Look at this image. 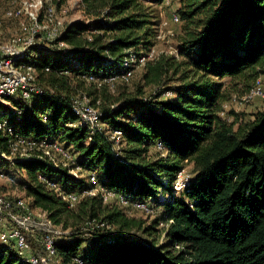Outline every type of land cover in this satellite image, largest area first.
<instances>
[{
	"label": "trees",
	"instance_id": "trees-1",
	"mask_svg": "<svg viewBox=\"0 0 264 264\" xmlns=\"http://www.w3.org/2000/svg\"><path fill=\"white\" fill-rule=\"evenodd\" d=\"M162 2L82 0L87 18L70 23L61 36L69 48L34 46L21 59L37 69L47 94L0 105V118L8 116L25 135L65 142L102 186L149 202L159 209L156 216L146 223L89 194L70 207L38 174L55 178L67 192L83 194L92 183L42 160L16 162L26 173L27 194L69 230L56 243L63 264L77 256L93 264H264V108L247 120L232 109L221 115L233 96L227 98L225 79L239 80L249 92L264 74V0H179L178 56L148 62L136 93L114 96L108 84L98 88L86 80L119 76L126 57L155 46L152 6ZM149 85L158 87L150 100L144 95ZM81 93L99 101L102 120L123 132L120 155L104 134L91 136L76 125L72 102ZM0 148L7 150L1 136ZM188 163L191 186L176 194L174 181ZM100 220L113 229L96 227ZM0 264L24 263L0 245Z\"/></svg>",
	"mask_w": 264,
	"mask_h": 264
},
{
	"label": "built area",
	"instance_id": "built-area-1",
	"mask_svg": "<svg viewBox=\"0 0 264 264\" xmlns=\"http://www.w3.org/2000/svg\"><path fill=\"white\" fill-rule=\"evenodd\" d=\"M173 0H163L161 3L170 4ZM82 5V0H80ZM69 8L62 0H0V32L8 22L15 24L16 29L10 32L6 39L0 37V105L9 104L10 98L31 101L34 97L47 94L46 88L39 82L37 69L21 59L34 46H56L66 50L69 45L61 39L67 26L73 21L68 20ZM172 21L179 23L178 12L173 13ZM168 21L163 25L167 26ZM178 56V51L173 53ZM157 56L155 46L147 51L134 53L123 61V72L119 76L99 78L95 75L86 76L88 83L98 88L108 84L114 92L118 82L128 83L133 78L135 65H143ZM50 71V68H46ZM167 96L172 92L167 91ZM256 98H264V85L259 76L253 87L242 99L234 97L233 102H250ZM73 110L78 118L76 125L88 128L91 136L96 133L104 134L112 143L118 156L125 146L123 132L113 129L102 120V111L93 103L92 97L81 93L73 98ZM229 104L223 105L221 112L226 117ZM20 113V112H19ZM46 118V117H45ZM0 136L6 138L7 150L0 148V245L12 249L24 264H63L59 257L56 243L61 235L66 234L61 225L55 224L48 212L35 206L33 198L27 194V186L19 182L13 172L18 161L42 160L57 168H66L76 178L86 177L93 187L81 194L67 192L55 178L38 174V179L45 187L55 193L70 207H75L85 194L99 196L104 203L116 202L125 212L134 210L154 213L156 210L149 202L131 201L122 194L105 188L100 184L96 172L85 171L77 164L71 149L63 142L48 137L35 138L20 132L15 128L11 119L0 118ZM91 139V137H90ZM157 149H163L161 142ZM193 172L187 167L180 170L173 187L176 194L187 190L192 183ZM164 199V197H162ZM96 227L113 229V226L103 220L95 223ZM74 264H93L77 256Z\"/></svg>",
	"mask_w": 264,
	"mask_h": 264
},
{
	"label": "rangeland",
	"instance_id": "rangeland-1",
	"mask_svg": "<svg viewBox=\"0 0 264 264\" xmlns=\"http://www.w3.org/2000/svg\"><path fill=\"white\" fill-rule=\"evenodd\" d=\"M62 3H64L68 8V16L67 19L70 20H85L87 18V15L84 11V8L82 7L80 0H62ZM180 8V2L179 0H173L170 4H159V5H153L152 11L153 16L155 17V20L158 21L157 23V30H156V41H155V48L157 50V56L152 59L149 62L155 61L157 58H159L162 54L171 55L173 56L175 51H178V47L181 43V36L183 34V21H180L179 23H175L172 21V15L175 12H178ZM168 21V25L164 26L163 22ZM16 29L15 24L12 22H8L4 25V27L1 29L2 33L0 32V37L2 39H6L10 32L14 31ZM140 53V51L138 52ZM180 59V58H179ZM148 63V62H147ZM143 65H135V72L133 75V78L128 83L118 82L116 85V88L112 94L114 96H120L122 93L125 94H134L137 91V88L139 86H144L145 82L143 79V75L145 73V66ZM263 85H264V74H261ZM175 83V81L169 82L170 85ZM225 88L227 89L226 92L227 98L232 96L226 103L229 104L228 109L235 110V112L238 114L239 119L241 120H247L249 118H252L254 114L262 110L264 108V98H256L253 101L250 102H233L232 99L234 97H237V99H242V97L247 93L245 92V86L239 81L231 79H225L224 81ZM158 87L155 85H149L144 87V95L147 97L148 100L152 99L154 94L157 92ZM171 97H175V94ZM170 97V98H171ZM162 99H168L167 96L162 97ZM225 103V104H226ZM65 145L66 143L63 142ZM153 151L156 150L155 148H152ZM187 170L190 172H193V165L191 163H188ZM13 172L16 174L19 182H24L26 179V173L23 169H20L15 165L13 167ZM0 188L3 189V187L0 185ZM114 204V201L112 202ZM156 210L154 213H146L138 210H134L131 213H128L130 216L143 219L146 223H150L152 219L156 216L157 212ZM163 228V225H160L158 227V230L160 231ZM137 231H132V234L135 236H138L139 234L136 233ZM69 235V230H67L66 234L61 235V237L58 238L59 241L65 240ZM160 240L163 241V236L160 237Z\"/></svg>",
	"mask_w": 264,
	"mask_h": 264
}]
</instances>
